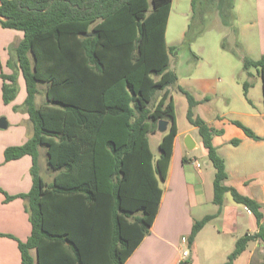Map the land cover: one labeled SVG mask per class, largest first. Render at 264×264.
<instances>
[{"label":"trees","instance_id":"1","mask_svg":"<svg viewBox=\"0 0 264 264\" xmlns=\"http://www.w3.org/2000/svg\"><path fill=\"white\" fill-rule=\"evenodd\" d=\"M219 2L192 0L187 41L196 21H204L211 10L221 7L224 20L232 14L233 0L226 6ZM172 3L0 0V24L23 32L16 55L25 81L24 106L34 125L30 138L4 151L5 161L32 158L29 192L6 196L27 200L32 232L26 241H18L22 264H124L149 232L178 133L169 88L178 79L170 69L178 46L166 39ZM88 32L92 34L87 36ZM243 66L249 74L256 68L264 99V54L257 60L245 56ZM5 77L11 81L3 86V99L9 103L17 96V76ZM40 83L46 85L45 101L38 104ZM250 86L251 81L243 82L246 98ZM179 89L188 99L187 118L198 128L216 169L214 202L222 205L229 192L259 225L258 232L237 240L223 263L233 264L251 240L264 241L263 205L225 184L226 161L213 143L214 135L223 130L198 115V99ZM161 119L169 126L156 156L149 133L157 131ZM232 122L249 137L262 138L241 120ZM231 142L238 145L240 140ZM41 146L46 148L49 168L58 171L53 182L41 174ZM213 217L206 215L193 224L190 244Z\"/></svg>","mask_w":264,"mask_h":264},{"label":"crops","instance_id":"2","mask_svg":"<svg viewBox=\"0 0 264 264\" xmlns=\"http://www.w3.org/2000/svg\"><path fill=\"white\" fill-rule=\"evenodd\" d=\"M251 2L257 3L258 11L264 17V0H251ZM254 36L255 32L252 34L249 31L245 34L246 38L254 39ZM22 38V31L5 28L0 24V100L6 103L3 99V86L11 82L5 76L15 74L19 87L23 90L22 108L10 110L20 113L19 117L14 120H20L23 133L15 136L14 141L11 142L8 138L5 140L4 135L0 134V264H22L18 241H26L32 232L27 200L22 197L6 200L7 194L16 195L29 192L33 184L30 155L12 161H5L4 156L7 146L22 144L34 133L33 122L24 106L25 81L16 55V48ZM259 43L263 48L262 56L264 35L260 36ZM11 64L14 71H12ZM250 71L252 86L248 90V105L242 112L234 110L230 112L245 116L241 121L261 136V139L249 137L241 127L232 122L237 118L227 117L228 112L205 115L199 110L198 105L195 110L198 107L196 112L210 126L223 130L222 134L214 135L213 143L226 161L228 178L225 184L234 186L241 193L255 198L263 205L264 210V109L256 111L252 97V91L262 85V79L255 69L251 68ZM232 79L237 83L236 88L228 83L224 89L217 87L216 91L219 90L222 95H229L232 94V87L235 88L234 91L238 90L243 81L236 80L235 76ZM44 101L45 98L41 101L39 94L37 103ZM4 109L7 108L0 107V116L8 114ZM6 118H8L6 127L8 128L12 123L10 117ZM14 120L12 122H18ZM177 129L167 177L161 182L163 194L157 215L149 232L124 264H223L235 249L240 237L259 231L255 215L248 211L245 205L235 202L229 192L225 193L222 205L214 202L213 181L216 169L208 157L207 149L204 151L205 166L204 163L196 164L190 155L191 151L203 145L198 128L190 122L180 125L177 118ZM187 134H190L195 141L196 146L193 149H188L185 144ZM235 138L240 140L238 145L231 142ZM184 157L186 160H183ZM40 161L45 163V168L40 166L41 174L47 181L53 182L58 171L49 168L45 147H40ZM206 215L214 217L198 232L191 244V256L184 259L181 253L183 246L181 240L183 237H189L193 224ZM31 253L36 254L34 249ZM233 264H264V241L260 238L251 240Z\"/></svg>","mask_w":264,"mask_h":264},{"label":"rangeland","instance_id":"3","mask_svg":"<svg viewBox=\"0 0 264 264\" xmlns=\"http://www.w3.org/2000/svg\"><path fill=\"white\" fill-rule=\"evenodd\" d=\"M228 1L220 0L219 5L226 6ZM233 2L236 7L232 9V14L227 15L226 20L221 15V7L208 12L204 21L197 20L189 33L190 41H187L185 34L192 15V0L173 1L167 28V42L169 45L178 46V50L171 54L170 61V69L176 72L178 79L174 84L169 85V88L176 103L177 118L180 125L189 122L187 118L188 99L180 91V87L190 91L198 99L199 110L205 115L224 111L229 113L227 116L229 118L234 117L239 120L245 118L242 114H232L230 110L242 112L244 107L248 105V99L244 95L243 82H252V77L244 69L243 58L245 56L252 59L261 57L263 48L260 46L259 38L264 35V31L261 32V30H264V17L262 13L260 15L257 3H252L251 0H233ZM249 31L252 34L255 32L254 39L245 37V34ZM223 44L226 45L227 49L223 47ZM11 68L14 71L12 64ZM252 69L256 70L254 67ZM234 76L236 80L243 81L236 91L234 89L237 83L232 79ZM228 83L235 87L231 88L232 94L222 95L219 90L216 91L217 87L224 89ZM17 84L16 98L7 104L0 100V107L7 108L4 110H7L8 113L6 114L8 116L2 115L0 118L10 117L12 123L8 128L0 127V134H3L5 140L8 138L10 142L14 141L15 136L23 133L20 120L16 119L18 124L12 122L14 118H18L20 115V113L11 112L12 109L16 108L18 110L23 106L21 105L23 90H21L22 87H19V82ZM39 87L42 91L40 93L42 101L45 98L46 85L40 83ZM252 97L255 110L263 111L262 85L252 91ZM37 98H39V95ZM253 103H251L252 106ZM198 107L196 111H198ZM6 119L8 121V118ZM161 136L162 133L158 130L149 133L151 148L156 156L160 154ZM205 150L206 148L201 144L197 150L190 152L196 164L204 163L205 166ZM44 165L45 163L40 161L42 168H45Z\"/></svg>","mask_w":264,"mask_h":264},{"label":"water","instance_id":"4","mask_svg":"<svg viewBox=\"0 0 264 264\" xmlns=\"http://www.w3.org/2000/svg\"><path fill=\"white\" fill-rule=\"evenodd\" d=\"M91 34H92L91 32L86 33L87 36ZM7 126H8L7 119L4 117L0 118V127L6 128ZM168 126H169V121L166 119H161L158 122L157 130L161 133H165L168 130ZM185 144L188 149H193L196 146L195 141L190 134H187L185 139Z\"/></svg>","mask_w":264,"mask_h":264},{"label":"built area","instance_id":"5","mask_svg":"<svg viewBox=\"0 0 264 264\" xmlns=\"http://www.w3.org/2000/svg\"><path fill=\"white\" fill-rule=\"evenodd\" d=\"M248 211H250V210L248 209ZM181 244L183 245L181 248L182 256L184 259H187L191 256V244L189 242V238L183 237L181 240Z\"/></svg>","mask_w":264,"mask_h":264}]
</instances>
